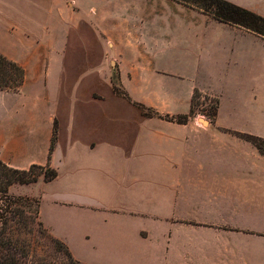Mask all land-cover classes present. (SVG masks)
Wrapping results in <instances>:
<instances>
[{"label": "crops", "instance_id": "obj_1", "mask_svg": "<svg viewBox=\"0 0 264 264\" xmlns=\"http://www.w3.org/2000/svg\"><path fill=\"white\" fill-rule=\"evenodd\" d=\"M0 53L25 71L0 89V161L57 172L9 190L74 259L264 264V156L233 133L264 138V37L178 0H0ZM194 90L213 122L136 105L188 113Z\"/></svg>", "mask_w": 264, "mask_h": 264}, {"label": "trees", "instance_id": "obj_2", "mask_svg": "<svg viewBox=\"0 0 264 264\" xmlns=\"http://www.w3.org/2000/svg\"><path fill=\"white\" fill-rule=\"evenodd\" d=\"M187 5L194 6L204 13L211 14L213 17L220 21L236 24L240 27L255 32L256 34L264 37V16H261L246 8L233 4L227 0H178ZM25 78L24 69L18 65L15 61L8 59L6 56L0 53V89L18 90L23 84ZM114 90L119 95L128 98V95L124 89L114 85ZM199 97H205L212 100L206 95H202L198 90H194L191 98L190 110L188 113L183 114H160L153 108L147 107L144 104L136 103L137 107L141 110L142 114L146 117H159L169 121L177 123H186L191 117L195 116L194 107L197 104L196 99ZM218 100L214 99L210 105L209 112L205 114L211 122L214 121L217 112ZM52 137L50 144V153L54 148L56 142V124L54 123L52 129ZM238 137L250 142L254 145L258 151L264 156V138L261 136L233 132ZM0 165L3 168L2 177L5 181L2 182L4 189L0 190L4 194V198L0 200L2 202L0 206V264H23L19 259L18 254L22 253V250L16 246L14 240L9 236L6 221L4 217L10 212V208L14 205L15 200L19 197L11 196L8 194L7 187L11 184H27L35 182L39 177H42L45 181L52 180L56 177L57 172L51 168L49 164L37 165L32 164L27 169H18L9 167L0 161ZM38 206V200H37ZM41 224V223H40ZM54 243L61 244L65 254L72 257L67 246L60 240L54 238Z\"/></svg>", "mask_w": 264, "mask_h": 264}, {"label": "rangeland", "instance_id": "obj_3", "mask_svg": "<svg viewBox=\"0 0 264 264\" xmlns=\"http://www.w3.org/2000/svg\"><path fill=\"white\" fill-rule=\"evenodd\" d=\"M211 98V97H210ZM209 100L205 97L196 99L197 104L194 107L195 116L202 118L203 124L209 120L205 116L209 112L210 105L215 98ZM244 122L246 119H240L236 116L230 121ZM253 132L264 133V130H251ZM258 135V134H257ZM263 164V162H262ZM3 168L0 165V190L4 189L2 182L5 178L2 176ZM23 190L28 188L20 187ZM29 190V189H28ZM9 195L19 197L15 200L14 205L10 208V212L4 217L6 221V228L9 236L14 240V243L22 253H19V259L23 264H83L73 257L65 254L61 244L54 243L53 237L39 222L37 214V199L26 195H16L9 190ZM4 198V194L0 191V200ZM2 202L0 201V206ZM154 264H170L169 262H157Z\"/></svg>", "mask_w": 264, "mask_h": 264}, {"label": "built area", "instance_id": "obj_4", "mask_svg": "<svg viewBox=\"0 0 264 264\" xmlns=\"http://www.w3.org/2000/svg\"><path fill=\"white\" fill-rule=\"evenodd\" d=\"M208 120L210 121V119H209V118H208ZM209 121H208V122H209Z\"/></svg>", "mask_w": 264, "mask_h": 264}]
</instances>
